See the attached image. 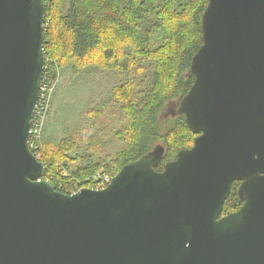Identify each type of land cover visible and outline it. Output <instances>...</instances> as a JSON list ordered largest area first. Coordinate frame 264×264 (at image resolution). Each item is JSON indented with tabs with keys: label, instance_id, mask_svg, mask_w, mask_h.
<instances>
[{
	"label": "water",
	"instance_id": "obj_1",
	"mask_svg": "<svg viewBox=\"0 0 264 264\" xmlns=\"http://www.w3.org/2000/svg\"><path fill=\"white\" fill-rule=\"evenodd\" d=\"M46 0H0V264H264V0H210L178 114L197 136L67 195L29 147ZM41 180V181H39ZM236 212L223 216L232 184Z\"/></svg>",
	"mask_w": 264,
	"mask_h": 264
},
{
	"label": "trees",
	"instance_id": "obj_2",
	"mask_svg": "<svg viewBox=\"0 0 264 264\" xmlns=\"http://www.w3.org/2000/svg\"><path fill=\"white\" fill-rule=\"evenodd\" d=\"M209 1L66 0V11L65 0H46L44 78L52 82L70 65L76 74L99 70L109 85L108 98L86 111L67 139L55 144L44 137L39 145L45 178L58 191L70 193L75 180L93 178L106 166L115 176L163 143L166 151L156 169L162 172L181 149L194 145L197 135L185 117L162 123L161 112L194 85L190 66L202 45L201 20ZM90 120L95 131L83 142ZM73 152L81 153L72 157ZM73 162L81 163L72 168ZM243 204L233 187L224 214Z\"/></svg>",
	"mask_w": 264,
	"mask_h": 264
},
{
	"label": "rangeland",
	"instance_id": "obj_3",
	"mask_svg": "<svg viewBox=\"0 0 264 264\" xmlns=\"http://www.w3.org/2000/svg\"><path fill=\"white\" fill-rule=\"evenodd\" d=\"M67 9L68 3L65 0V10L67 11ZM50 87L51 91H54V98L46 119H42L40 123L41 126L43 125V128L45 127L39 140V142L41 141L40 146H43L44 137L46 141L48 140L55 144L62 143L70 136L72 131L80 126L84 113L91 108L99 106L102 101L106 100L109 96V85L106 81V76L95 68L83 69L76 74L73 68L68 65L59 72L58 78L52 81ZM171 106V102H168L164 112H161L162 123L176 116H180L177 114L173 117L170 113H167V109H170ZM167 123H169V121H167ZM94 131L95 129L90 120L82 132L83 142H87ZM161 145H163V143ZM39 152L38 150V159L41 161L42 155L41 153L39 154ZM77 153L81 152H73L71 156L76 157ZM80 163L81 162H73L71 167L74 168ZM106 167L93 178L89 177L84 180H75L74 184L71 185L72 187L68 189L70 193L64 194L72 195L83 188L91 187V185L94 187L95 184H93V182L98 181L100 178L113 179L114 176L107 173ZM65 174L69 175L70 172L65 170Z\"/></svg>",
	"mask_w": 264,
	"mask_h": 264
},
{
	"label": "built area",
	"instance_id": "obj_4",
	"mask_svg": "<svg viewBox=\"0 0 264 264\" xmlns=\"http://www.w3.org/2000/svg\"><path fill=\"white\" fill-rule=\"evenodd\" d=\"M52 82H49L47 78H43L41 87H40V93L39 97L35 106L33 119L31 122V130H30V137H29V147L30 149H34V151L38 152L39 145H41V141L39 142L41 135L43 134L45 127L43 128V125L41 126L40 123L42 119H46V116L48 115L52 102H53V96L54 91H51V85ZM50 84V85H49ZM34 153V152H33ZM36 157H38V153H34ZM41 181V180H39ZM112 178H106V179H99L98 181L93 182L94 187H89L95 190H103L111 183ZM80 190V189H79Z\"/></svg>",
	"mask_w": 264,
	"mask_h": 264
},
{
	"label": "flooded vegetation",
	"instance_id": "obj_5",
	"mask_svg": "<svg viewBox=\"0 0 264 264\" xmlns=\"http://www.w3.org/2000/svg\"><path fill=\"white\" fill-rule=\"evenodd\" d=\"M171 105H172L171 108L170 109H167V113H170V115L174 117V116H176L178 114V106H179V103H177L176 101H171ZM240 185H241V183L239 181H235L232 184V188L233 187H236L237 188V194H238V189H239ZM232 188H231V191H232ZM226 215H228V214H224V216H226Z\"/></svg>",
	"mask_w": 264,
	"mask_h": 264
}]
</instances>
